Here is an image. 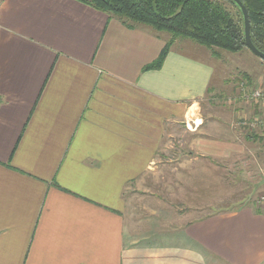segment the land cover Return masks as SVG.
Here are the masks:
<instances>
[{"label":"crops","instance_id":"1","mask_svg":"<svg viewBox=\"0 0 264 264\" xmlns=\"http://www.w3.org/2000/svg\"><path fill=\"white\" fill-rule=\"evenodd\" d=\"M167 39L80 0H0V264L264 263V211L240 204L167 238L136 188L169 132L204 128L210 63L170 48L142 70ZM198 138L194 161L226 155Z\"/></svg>","mask_w":264,"mask_h":264},{"label":"rangeland","instance_id":"2","mask_svg":"<svg viewBox=\"0 0 264 264\" xmlns=\"http://www.w3.org/2000/svg\"><path fill=\"white\" fill-rule=\"evenodd\" d=\"M226 6L232 9L229 4ZM159 32L170 36L166 31ZM171 49L210 63L213 75L209 85L211 90L195 105L204 117L202 122L199 121L204 128L199 130L188 117L187 121L183 120L162 144L151 173L145 176L147 187L135 185L139 190L148 189L155 194L148 201L150 208L155 210L149 212L160 222L158 234L166 232L167 238L172 228L214 211L220 213L240 204H264V127L252 129L258 137L251 138L246 132L249 126L241 123L246 117H264V114L254 112L255 101L237 97L241 82L248 88L264 89V61L247 48L239 53H229L184 37L177 38ZM198 137H209L215 144L218 142L226 155L222 158L208 155L194 161L197 150L193 144ZM132 193L136 190L128 196ZM151 232L157 235L152 229Z\"/></svg>","mask_w":264,"mask_h":264},{"label":"trees","instance_id":"3","mask_svg":"<svg viewBox=\"0 0 264 264\" xmlns=\"http://www.w3.org/2000/svg\"><path fill=\"white\" fill-rule=\"evenodd\" d=\"M80 1L109 16H116L127 27L145 25L156 32L170 33L158 56L145 65L142 68L143 71L160 69L172 44L179 37L189 38L208 48L224 50L229 53H239L242 49L247 48L244 42L241 11L234 2L229 0ZM240 1L248 12L251 41L259 51L264 53V0ZM227 4L232 9L228 8ZM245 76L248 78V75L245 74ZM210 90L211 88H207V92ZM251 90L252 88H248L245 83L241 82L237 90V97L246 99L245 96ZM253 101H255V108L261 103L260 100ZM246 130L248 137H258L256 133L253 134L256 130ZM252 205L256 212L264 211L260 206H255L254 203ZM231 209H224L223 212ZM214 212L206 216L219 213V211Z\"/></svg>","mask_w":264,"mask_h":264},{"label":"water","instance_id":"4","mask_svg":"<svg viewBox=\"0 0 264 264\" xmlns=\"http://www.w3.org/2000/svg\"><path fill=\"white\" fill-rule=\"evenodd\" d=\"M234 2L240 9L242 18H243V26H244V42L245 46L251 51L252 54L259 57L264 61V53L259 51L251 41L250 38V24L248 19V12L244 4L240 0H229Z\"/></svg>","mask_w":264,"mask_h":264},{"label":"built area","instance_id":"5","mask_svg":"<svg viewBox=\"0 0 264 264\" xmlns=\"http://www.w3.org/2000/svg\"><path fill=\"white\" fill-rule=\"evenodd\" d=\"M245 98L250 100H260L261 103H264V89L255 87L245 96ZM241 123L249 126L250 129H255L256 126H258V128H262L264 127V117H259L258 115L249 119L246 117Z\"/></svg>","mask_w":264,"mask_h":264}]
</instances>
